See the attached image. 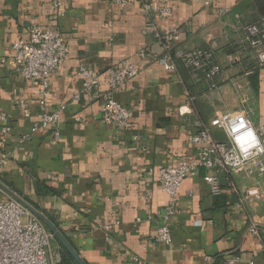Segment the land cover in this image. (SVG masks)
Returning <instances> with one entry per match:
<instances>
[{
    "label": "crops",
    "instance_id": "1",
    "mask_svg": "<svg viewBox=\"0 0 264 264\" xmlns=\"http://www.w3.org/2000/svg\"><path fill=\"white\" fill-rule=\"evenodd\" d=\"M63 2L66 14L56 26L68 55L49 77L46 105L49 113L64 106L60 138L40 129L18 144L40 120L39 88L15 72L9 62L12 45L31 25L49 24L53 0H0V117L6 115L11 129L1 152L6 155L0 170L5 185L44 215L55 216L86 264H221L226 255L238 256L241 264H264V176L256 174L219 173V195H212L203 181L205 170L186 178L168 221L171 243L154 241L169 205L157 171L193 160L195 123L208 125L217 114L245 104L253 111L254 126H264V65L247 45L241 48L245 28L264 18V0L173 3L170 24L181 29L174 49L212 48L221 69L214 89L210 82L191 78L179 61L176 72L158 65L163 50L146 33L136 0L126 9L108 0ZM124 60H132L140 73L113 97L137 112L126 128L116 129L102 122L101 99L88 102L80 95L76 70L84 65L100 74L104 91L106 70ZM18 99L28 103V118L15 107ZM212 136L223 139L220 132ZM38 185L52 192L41 194ZM253 186L261 199L244 200ZM6 199L0 195V202ZM251 225L258 236L248 233Z\"/></svg>",
    "mask_w": 264,
    "mask_h": 264
},
{
    "label": "built area",
    "instance_id": "2",
    "mask_svg": "<svg viewBox=\"0 0 264 264\" xmlns=\"http://www.w3.org/2000/svg\"><path fill=\"white\" fill-rule=\"evenodd\" d=\"M130 1L108 0L111 6L121 9H126ZM136 1L146 19V33L151 34L163 50L157 60L158 65L165 71L176 72V62L179 61L188 70L191 78L210 82V87L214 89L216 85L213 80L220 74L221 69L214 62L213 49H197L186 53L174 49L181 35V29L170 24L173 16L172 6L176 0ZM52 6L54 14L48 25H31L27 28V35L12 45V57L9 62L15 72L24 81L37 83L39 88L37 107L40 120L19 138L18 144L28 141L40 129L49 130L54 140L60 138L59 125L64 106L49 113L46 105L50 96L49 77L68 55V46L56 26L57 21L65 16L66 9L63 0H53ZM244 45L255 53L258 65H264V18L258 24L245 28L241 48ZM147 52L141 51V57ZM139 73V68L132 60L120 61L106 70V90L100 91V74L94 73L84 65H80L76 70V76L82 83L80 95L88 102L101 99L102 122L116 129L126 128L137 111L120 105L113 95L121 91ZM15 107L23 117H29V106L25 100H16ZM252 112L251 107L241 104L236 111L217 114L208 125L196 122L195 126L199 129L190 138L195 150L193 160L182 162L176 167L158 169V183L161 191L169 197V205L164 214L165 222L154 236L156 243H171L168 221L176 212L179 191L186 178L195 177L200 170H205L207 174L203 181L209 186L212 195H219V173L264 176V126H254L250 118ZM0 120V132L4 142L11 129L7 125L6 115H1ZM214 132L222 133L223 139L215 140L212 136ZM5 158L6 155L1 153L0 170ZM0 195H3L1 190ZM261 197L259 188L253 186L245 191L243 198L259 200ZM248 233L258 236L259 230L255 225H251ZM53 240V235L16 201L7 197L5 201L0 202V264H59V253L51 249ZM133 261L137 262L135 258ZM221 264H241V260L236 255H226Z\"/></svg>",
    "mask_w": 264,
    "mask_h": 264
},
{
    "label": "water",
    "instance_id": "3",
    "mask_svg": "<svg viewBox=\"0 0 264 264\" xmlns=\"http://www.w3.org/2000/svg\"><path fill=\"white\" fill-rule=\"evenodd\" d=\"M0 190L8 198L16 201L20 204L26 211H28L32 216H34L59 242L62 248L70 255L75 264H85L84 261L79 257V255L74 251V249L69 245L60 231L39 211L29 205L24 199L9 189L4 183L0 181Z\"/></svg>",
    "mask_w": 264,
    "mask_h": 264
},
{
    "label": "trees",
    "instance_id": "4",
    "mask_svg": "<svg viewBox=\"0 0 264 264\" xmlns=\"http://www.w3.org/2000/svg\"><path fill=\"white\" fill-rule=\"evenodd\" d=\"M3 136L1 138L0 141V150L4 151L5 149V143L2 141ZM0 181L4 184H6L0 177ZM9 188H11L9 185H6ZM38 191L39 193L42 194L43 192H52L50 189L43 187L42 185H38ZM24 201H26L29 205H31L33 208H35L37 211L40 212V210L38 209V207L32 203L30 200H28L27 198H23ZM41 213V212H40ZM43 214V213H42ZM44 215V214H43ZM59 231L60 233L63 235V237L66 239V241L69 243V245L74 249V251L78 254V251L76 250V248L74 247V245L72 244V242L69 240V238L67 237V235L60 229L59 227V223H58V219L55 216H51V215H44ZM47 230V229H46ZM48 231V230H47ZM54 241L56 242L57 245V252L59 253L60 256V262L59 264H75L73 259L70 257V255L62 248V246L59 244V242L54 238ZM79 255V254H78ZM86 264V263H85Z\"/></svg>",
    "mask_w": 264,
    "mask_h": 264
},
{
    "label": "rangeland",
    "instance_id": "5",
    "mask_svg": "<svg viewBox=\"0 0 264 264\" xmlns=\"http://www.w3.org/2000/svg\"><path fill=\"white\" fill-rule=\"evenodd\" d=\"M51 249L53 252H55L56 251L55 249H57V245H56V242L54 240L51 241Z\"/></svg>",
    "mask_w": 264,
    "mask_h": 264
}]
</instances>
